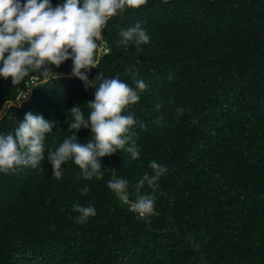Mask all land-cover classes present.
<instances>
[{
    "label": "trees",
    "instance_id": "trees-1",
    "mask_svg": "<svg viewBox=\"0 0 264 264\" xmlns=\"http://www.w3.org/2000/svg\"><path fill=\"white\" fill-rule=\"evenodd\" d=\"M138 21L150 42L139 51L117 46L120 29ZM102 35L89 80L102 72L131 84L126 69L134 67L148 86L127 110L146 125L131 130L140 157L117 151L102 158V180L79 181L69 160L55 179L49 149L71 136L72 107L87 118L94 89L63 75L72 73L71 60L53 68L57 79L30 74L26 91L0 77V134L14 133L28 112L54 124L42 171L0 173V264H264V0H148L110 19ZM181 106L185 114L177 117ZM73 134L82 144L91 139L90 129ZM151 160L168 172L154 214L137 219L107 182L114 170L134 200L133 186L152 174ZM77 203L94 206L96 216L76 223Z\"/></svg>",
    "mask_w": 264,
    "mask_h": 264
},
{
    "label": "clouds",
    "instance_id": "clouds-1",
    "mask_svg": "<svg viewBox=\"0 0 264 264\" xmlns=\"http://www.w3.org/2000/svg\"><path fill=\"white\" fill-rule=\"evenodd\" d=\"M148 0H62L53 6L51 0H0V77L11 78L13 85L20 84L30 74L39 73L47 78H58L53 68H59L66 61H72V75L80 79L88 88L94 89V99L87 102V118L81 107L74 106L68 111L71 117L66 121L72 134L54 150L49 149L47 161L52 166L55 179L62 177V165L71 160L78 167L74 177L92 180L103 179L102 158L110 157L117 151L126 152L131 159L140 157L139 147L133 139L132 128L137 124L146 130L143 121H138L135 113L127 110L139 103L140 94L148 87L140 78L138 69L130 67L126 74L131 77L129 84L119 75L106 78L102 72L89 80L91 69L99 67V57L103 54L102 31L110 19L123 15L126 10H139ZM167 2V0H165ZM117 46L141 45L150 42V37L142 22L121 28ZM99 41V45L96 43ZM137 64L140 63L138 60ZM168 79H174L170 72ZM174 98L169 100L173 104ZM161 105L155 106L156 110ZM183 106L175 109L176 116L185 114ZM190 111V110H189ZM127 112V114H125ZM156 123L159 122L154 121ZM192 124L198 123L193 117ZM54 124L43 115L28 112L24 120L18 123L14 133L0 134V173L14 174L20 167L40 169L45 159V138L52 133ZM90 129L91 139L87 144L79 142L73 132ZM148 167L152 174L145 173L133 186L135 199H131L128 181L113 178L107 187L124 204L129 205L137 219H147L155 211L158 182L168 172L166 166L151 160ZM148 186L150 194L141 190ZM87 187L80 189L86 196ZM164 195V193H161ZM72 211L78 215L75 222L86 224L96 216L92 205L74 204Z\"/></svg>",
    "mask_w": 264,
    "mask_h": 264
},
{
    "label": "water",
    "instance_id": "water-1",
    "mask_svg": "<svg viewBox=\"0 0 264 264\" xmlns=\"http://www.w3.org/2000/svg\"><path fill=\"white\" fill-rule=\"evenodd\" d=\"M97 42H98V41H97ZM97 42H96V43H97ZM88 72H90V71H88ZM63 75L73 76L72 73H71V74H70V73H68V74H63ZM19 89H20L21 91H26V84H25L23 81L20 83V87H19ZM29 92H31V89L29 90ZM5 106H6V105H3L2 109H0V113L3 111V109L5 108Z\"/></svg>",
    "mask_w": 264,
    "mask_h": 264
},
{
    "label": "rangeland",
    "instance_id": "rangeland-1",
    "mask_svg": "<svg viewBox=\"0 0 264 264\" xmlns=\"http://www.w3.org/2000/svg\"><path fill=\"white\" fill-rule=\"evenodd\" d=\"M36 78V76L35 77H32V80H34ZM19 95H21V97H25V95L24 94H19Z\"/></svg>",
    "mask_w": 264,
    "mask_h": 264
},
{
    "label": "built area",
    "instance_id": "built-area-1",
    "mask_svg": "<svg viewBox=\"0 0 264 264\" xmlns=\"http://www.w3.org/2000/svg\"><path fill=\"white\" fill-rule=\"evenodd\" d=\"M32 77H35V76H31V78H32Z\"/></svg>",
    "mask_w": 264,
    "mask_h": 264
}]
</instances>
